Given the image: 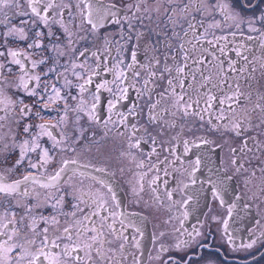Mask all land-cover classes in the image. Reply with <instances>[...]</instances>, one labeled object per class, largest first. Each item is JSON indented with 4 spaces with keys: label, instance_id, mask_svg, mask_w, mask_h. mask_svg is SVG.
Returning a JSON list of instances; mask_svg holds the SVG:
<instances>
[{
    "label": "flooded vegetation",
    "instance_id": "flooded-vegetation-1",
    "mask_svg": "<svg viewBox=\"0 0 264 264\" xmlns=\"http://www.w3.org/2000/svg\"><path fill=\"white\" fill-rule=\"evenodd\" d=\"M61 2L68 3L69 0H56L58 4ZM76 2L77 0H71L73 4L72 15L75 20L71 21V17L67 15L64 17L65 23L70 31L74 33L73 40L75 41L76 52H73L69 47L68 40L62 29H60L59 24L50 25L53 32L61 37L59 41L55 39V36L49 37L47 35L48 28L39 22L38 18L31 16L27 0H19L21 4L19 8L14 7L0 11V51L5 53V56L0 57V63L5 66L4 69H0V91L7 92V97L16 104L15 109L11 104L8 105L7 114L0 112V115L6 116L5 120L0 121V177H3V182L12 184L15 181L23 180V177L28 173H32L39 178L50 177L55 174V171L60 167V162L64 159H77L79 165H88L87 168H80L75 176L69 173L70 178L67 183L71 184L75 189L84 192L96 191L100 186L95 183L93 177L99 178L102 176L112 185L120 204V207L114 210L127 213V216L137 223L142 230V235L131 228L124 233L129 236V241L125 243V251L123 253L119 251V244L123 243V241L109 237L113 243L107 247L115 250V257L122 260V264H137V261L139 264H161V260L157 259L158 255L166 259L168 255L179 257L185 254L188 256L187 264H208L210 260L212 264H241L236 262V260L247 259L264 250V192L260 190L261 186L264 185V174L257 170L255 175H252L251 168L243 174H234L230 165L232 158L230 148L235 147L234 141L240 145L243 138L235 137L233 133H224L221 127L222 120L216 119V114L220 110L218 101L214 102L210 115L204 114V121H200L198 117L193 116L185 118L179 113L175 117L165 115L163 117L164 120L168 121L169 124L175 121L178 126L165 128L164 135L157 136V142L158 144L163 143V147H174L175 154L164 151L163 148H157L159 155L150 156L149 153L153 147L151 142L149 141L148 144L142 142L139 149H130L127 140V134L130 130L122 126L121 131L125 133L124 136H117L115 130H113L105 137L103 121L109 116L107 107L108 100L111 99L112 94L102 89L99 93L100 104L97 110L100 123L89 122L86 115L83 113L79 114L81 116L79 126L85 128L86 131L84 133L85 138L79 144L71 145L77 150L76 152H61L59 148L53 149L52 141L45 135L39 140L41 149H49V155L54 157L52 162L46 166V170L44 167H40L39 170L29 168L27 161L18 169L12 168L20 151L18 147L14 148V145L23 139H30V136L22 133V127H17L16 121L21 120V124L31 123L33 125L31 133L35 135L40 131L37 127L38 125L57 124L60 117L64 115V102L60 101L45 107L43 102L36 103L39 99L38 96L28 97L22 90L18 89L19 78L23 73L19 65L11 62L12 58L8 56L10 50L24 54L19 59L24 63L28 76H40L39 86H37L36 81H30V88L34 87L39 94L45 95V86H47L48 92H51L52 86L55 85L61 90L62 96H67V102L70 106H76L79 100L83 98L86 107L90 108L93 103V93L96 91V84L105 80H113V74L105 69L111 67L115 61L120 59V56L117 54V46L113 44L109 47L105 44L104 38L119 40L120 26L108 20L103 27L92 33L90 25L83 23L79 10L74 7ZM223 2H227V0H223ZM100 3L103 5L115 4L121 14L123 23V16L131 17L135 11V5L140 3V0H100ZM129 5L133 6L131 10ZM147 6L153 9L157 7L154 0H147ZM143 7L144 5L142 4L141 12L137 14L138 16L144 15ZM164 7H167L166 3ZM237 11L243 17L242 21L240 19H225V16L221 15L219 10L214 15L207 17H200L197 14L198 19H204L205 27L209 23L214 22H218L220 25L218 28L209 29V39L214 34L216 37H226V40H220L215 47L204 44V47L208 48L209 51L196 52L194 55H203L206 75L210 71L208 61H213V57H216L217 61L223 62L226 70V76L223 79L231 84L233 88L238 83L240 91L244 94L241 100V108L243 110L239 108L236 114L244 119V122H246L245 127H247L248 120L256 123L260 117L259 109H256L255 113H253L250 106L253 105L254 107L257 103L264 104V100L259 99L260 95L264 94V47H262L264 45V22L260 20L261 14H264V0H251L249 3L248 0H238ZM19 12H25L28 15H17ZM58 12L59 9H54L50 14L56 20H59ZM5 13L9 18L8 22H4ZM151 15L153 16V21L145 19L143 25L155 27L156 20L159 19L161 27H163V8H161L159 17L155 11ZM229 15H232V13L230 12ZM22 21L28 22L22 23ZM32 21H36L35 26ZM249 21H253L251 27L256 29L255 31L249 29ZM79 25H82V28H79ZM11 27L23 28L27 39L21 40L18 36H8L5 39L8 29ZM136 27H141L138 21L136 22ZM124 28L125 30L127 29V24H124ZM37 31L44 33L43 37H36L35 33ZM203 31V28H199L197 34L199 35ZM85 35L89 37L87 41L77 39L78 36ZM38 39L42 44L41 48L28 47L29 44ZM140 43L138 58L141 62H144V41ZM54 45L59 47L54 50ZM222 46L225 47L223 53L219 51ZM85 47L88 50L86 56L77 59L79 51H83ZM128 48L130 50L131 45H128ZM237 51L241 53L240 56H237ZM60 52L64 54L60 55ZM92 52H97L100 57L99 61H97L96 57L91 56ZM209 52L213 55H209ZM243 57H247V59ZM123 58L125 63L130 62L129 53H123ZM40 61H43V63H40ZM229 61L234 63L236 71L228 70ZM33 62L37 63V67L34 69L32 68ZM74 62L77 64L85 63L88 69L84 73L85 78L94 70L100 73L93 76V83L88 85V91L83 94L75 87V85L84 83V79L78 80L73 75L71 65ZM98 64L99 68H97ZM51 67H55L56 71L49 72ZM9 68L12 69L11 72L8 71ZM240 69H243V71H240ZM75 71L82 72L83 70L77 67ZM144 74L142 72V76ZM28 76H25V79H28ZM65 78L72 82V87L66 86ZM218 79V77L213 76V80ZM200 82L201 78L199 75H197L195 81L191 79L184 81L185 87L188 88L189 92H192L194 88H199ZM128 83L130 81H125V85ZM189 85H191V88H189ZM110 86L115 88V85ZM137 87H139V84H137ZM209 88H211V84H206L204 88H200V92H206ZM179 90L178 88L177 91ZM228 91L231 92V89ZM216 95L219 97L222 93L216 92ZM249 95L251 96L250 101L248 99ZM72 96H76L77 99L73 100ZM21 99L29 106L35 105L28 121L22 120L18 110L21 106L19 105V100ZM133 102L142 105L144 103L142 100H137L135 89L129 88L128 99L120 101L117 104V108L120 112L127 113ZM2 107L4 106L0 105V108ZM201 107H204V105H201ZM225 108H227V105H225ZM245 109H247L246 113ZM146 111L145 107L144 112L138 118L139 125L145 124ZM36 112H39L40 115L36 116ZM248 114L253 119L247 118L246 115ZM76 115L77 113L69 111L68 125L66 127L60 125L58 128L53 129V134L57 138L60 137L61 131H64L70 137L74 135L73 129L78 127L74 124ZM113 118L118 119V117ZM208 120H212L214 125L220 127V131H210ZM136 122L132 117H129L130 124ZM200 124H203V127L196 131L194 125ZM108 127H112V125ZM189 128L193 129L195 135L189 131ZM177 135L179 136L178 140L172 139V137ZM246 135L252 136L255 135V132H249ZM201 136L211 141V143L203 144L197 141L199 146L192 147L188 154L185 155L183 141L185 139L191 141ZM260 139H264V136H261ZM93 140L97 141L98 144L92 143ZM249 143L251 144V141ZM5 145H7V148H5ZM41 149H37L35 153L28 154L32 162H37ZM251 155L249 153V156ZM5 156L10 157L7 162H5ZM198 156L202 157V162L199 168L193 172L192 165ZM240 158L243 160V155ZM216 159L226 174L234 177V183L236 184L233 195L223 197L221 196L223 193H219L222 199H218L213 195L215 189L208 185L202 170L203 166H207ZM261 159L264 160V155H261ZM160 161H164V163H160ZM169 161L173 163H169ZM141 162L144 163L145 167H138ZM255 163H258V161ZM153 164H156L160 169L158 172L151 167ZM96 168H103L105 171L103 173L97 172ZM165 171H167V175H165ZM81 172L83 175L80 174ZM145 173L146 175H144ZM189 173L193 174L190 175ZM142 175H144L143 180H141ZM157 176L159 179H157L155 184H152L153 177ZM141 183L143 184V191H140ZM134 189L138 195L134 193ZM153 189L156 190L153 191ZM23 190L24 186L22 185L21 190L11 197L0 194V217H3L6 214V210L10 209L17 214L16 220L20 221L21 216L24 214L23 205L25 203H36V201L24 197L21 194ZM27 190L32 193H40V202L42 204L46 194H55L54 189H43L38 184H29ZM117 190L121 192L122 200H120ZM169 192L172 193L171 199L167 195ZM157 196H159V199H156ZM108 198L110 199V197ZM234 198H239L241 201H233ZM190 200L191 205L189 204ZM213 201H215V206L210 209ZM232 205L236 206L233 211L238 208L237 226L235 229L229 230L227 225H225V221L228 220L230 214L228 209ZM215 207L219 208L221 212L215 211ZM65 210L67 211L68 209L66 208ZM199 211L200 215L195 217ZM33 212L36 215L40 213L49 215L52 210L49 207H41L39 209L34 208ZM185 213H187L186 217ZM210 214L212 219L219 220L220 223L218 224L215 220L209 219ZM8 219H12V217L9 215ZM30 219V217H25L23 222L19 224L21 230L20 239H24L26 235L30 236V233L24 227L25 224L30 222ZM60 220V227L66 226L64 223L65 218L60 217ZM251 220L253 221L248 222ZM117 227H119L118 224ZM225 227L227 228L226 231ZM161 232L165 235L161 236ZM195 232H199L201 235L195 236ZM185 240L188 241L187 248L182 246L180 252H176L172 248L177 242ZM252 240H256L257 243L251 249L243 247V245L250 243ZM135 241H139V247L136 246ZM161 244L168 247L170 251L161 253ZM109 254L111 255L112 253ZM238 256L247 257L239 258ZM248 264H264V251L260 257Z\"/></svg>",
    "mask_w": 264,
    "mask_h": 264
},
{
    "label": "snow or ice",
    "instance_id": "snow-or-ice-1",
    "mask_svg": "<svg viewBox=\"0 0 264 264\" xmlns=\"http://www.w3.org/2000/svg\"><path fill=\"white\" fill-rule=\"evenodd\" d=\"M27 3L28 8L31 10V16L38 18L39 22L48 28V36H55L57 41L61 39L60 36L53 32L50 26L51 24H59L60 29H62L68 40L69 47L73 52H76L75 41L73 40L74 33L70 31L64 20L66 15L71 17V21L75 20L72 15L73 4L71 0L68 3L61 2L59 4L56 3V0H27ZM154 3L157 5L155 9L147 6V0H140V3L135 5V11L131 17L123 16V23L121 14L115 4L103 5L100 0H77L75 3L74 7L79 10L83 23L90 25L92 33L103 27L108 20L120 26L119 40L104 38L105 44L109 47L113 44L117 46V54L120 56V59L115 61L111 67L105 69L113 74V80H105L96 84V91L93 93V103L90 108L86 107L83 98L79 100L76 106H70L67 102V96H62L61 90L55 85L52 86L51 92H48L47 86H45L44 93L46 98L45 95L39 94L36 88H30V81H36L37 86H39L40 76H28L24 63L19 59V57L24 55L23 53L11 50L8 52V56L12 58L11 62L19 65L23 73L19 78L18 89L22 90L28 97L38 96L39 99L36 103L43 102L45 107L60 101L64 102V115L60 117L57 124H40L37 126L40 131L35 135L31 133L33 127L31 123L21 124V120L16 121L17 127H22V133L30 136V139H23L14 145V148L18 147L20 151L18 158L12 165L13 169H18L27 161L29 168L39 170L40 167H44L46 170V166L52 162L54 157L49 155V149H41L39 140L45 135L52 141L53 149L59 148L61 152H76L77 150L71 145L79 144L85 138L84 133L86 131L85 128L79 126L81 119L79 114L83 113L86 115L89 122L100 123L97 110L100 104L99 93L103 89L112 94L111 99L108 100L107 107L109 116L103 121L105 137L113 130H115L117 136H124L125 133L121 131L122 126L130 130L127 134L128 147L130 149H139L142 142L144 144L151 142L153 147L149 153L150 156L159 155L157 148H163L164 151L175 154L174 147H163V143L158 144L157 142V136H163L165 128L178 126L175 121L169 124L168 121L164 120L163 117L165 115L175 117L179 113L185 118L193 116L198 117L200 121H204V114L210 115L214 102L218 101L220 110L216 114V119H227L228 121L221 126L224 133H233L235 137L243 138L239 150L235 147L230 148L232 153L230 165L234 174H243L248 172L250 168L252 175H255L257 170L264 174V160L261 159V155H264V139H260L261 136H264V104L257 103L252 109L253 113H255L256 109H259V121L254 123L252 120H248L247 127H245L244 119L236 114L237 110L242 107L241 100L244 96L240 91L239 84L237 83L235 88H233L231 84L223 79L226 76V70L223 62L217 61L216 57H213V61H208L210 71L206 75L203 55H194L196 52L209 51L208 48L204 47V44L215 47L220 40H226V37H216L214 34L209 39V29L218 28L220 25L218 22H214L209 23L205 27L204 19H198L197 14L200 17H207L214 15L219 10L220 14L225 16V19H240L242 21L243 17L237 11L238 0H227V2H223V0H154ZM165 3L167 7H164ZM142 4L144 5V15L138 16L137 14L141 12ZM14 7H21L19 0H0V11ZM132 7V5H129L130 10ZM161 8H163V27H161L159 19L156 20L155 27L144 26L143 21L145 19L153 21V16L151 15L153 11L158 17L161 15ZM54 9H59V20H56L50 14ZM230 12L232 15H229ZM17 15L26 16L28 13L19 12ZM260 20L264 22V14H261ZM8 21L9 18L5 13L4 22ZM137 21L141 27H136ZM27 22L22 21V23ZM32 23L35 26L36 21H32ZM252 23L253 21H249V29L255 31L256 29L251 27ZM124 24H127L126 30ZM78 27L82 28V25ZM199 28H203L204 31L198 35ZM35 35L36 37H43L44 33L37 31ZM8 36H18L21 40L27 39L25 30L17 27L9 28L5 39ZM77 39L87 41L89 37L87 35L78 36ZM141 41H144V62H141L138 58V49L141 47ZM128 45H131L130 50ZM28 47L41 48L42 44L38 39L29 44ZM53 47L55 50L59 46L54 45ZM241 47L243 46L241 45ZM87 51V47L83 51H79L77 59L85 57ZM219 51L223 53L225 47H220ZM126 52L130 54L129 63H125L123 58V53ZM59 54L63 55L64 53L60 52ZM209 55L213 54L209 52ZM240 55L241 53L237 51V56ZM3 56H5V53L0 51V57ZM91 56L96 57L97 61L100 60L97 52H92ZM243 58L247 59V57ZM40 63H43V61H40ZM4 67V64L0 63V69H4ZM36 67L37 63L33 62L32 68ZM71 67L73 75L78 80L84 79V83L75 85L81 94L88 91V85L93 83V76L100 74L99 71L94 70L85 78L84 73L88 69L84 62L80 64L74 62ZM77 67L83 71L76 72L75 69ZM97 68H99V64ZM228 70L236 71L232 61L228 63ZM8 71L11 72L12 69L9 68ZM55 71V67L49 68V72ZM240 71H243V69H240ZM142 72L145 73L143 76ZM197 75L201 78L199 88H194L192 92H189L188 88L185 87L184 81L187 79L195 81ZM25 76H28V79H25ZM213 76L219 79L213 80ZM125 81H130V83L125 85ZM65 84L68 87L73 86L72 82L67 78H65ZM137 84H139V87H137ZM206 84H211V88L206 92H200V88H204ZM110 85H115V88ZM129 88L135 89L137 100H142L144 103L142 105L133 102L127 113L120 112L117 104L122 100L128 99ZM178 88L180 89L179 91H177ZM189 88H191V85H189ZM229 89H231V92L228 91ZM216 92L222 93V95L218 97ZM72 99L76 100L77 97L72 96ZM248 99L249 101L251 100L250 95ZM259 99L264 100V94H261ZM9 104L15 109V102L0 91V105L4 106L0 108V112L7 114ZM19 105H21L18 110L22 120L28 121L35 105L29 106L23 99L19 100ZM201 105H204V107H201ZM225 105H227V108H225ZM145 107L147 109V118L144 125H139L138 118L144 112ZM69 111L77 113L74 118V124L78 127L73 129L74 135L71 137L61 131L60 137L57 138L52 130L60 125L65 127L68 125ZM228 112H231L232 115L227 116ZM245 112H247V109H245ZM35 115L39 116L40 113L36 112ZM113 117H118V119ZM129 117H132L137 122L130 124ZM5 118V115H0V121L5 120ZM207 123L210 126V131H220V127L214 125L212 120H208ZM109 125H112V127H108ZM194 127L198 131L203 127V124L194 125ZM157 129L159 130L157 131ZM189 131L195 135L192 128H189ZM249 132H255V135H246ZM172 139L178 140L179 136H174ZM197 141L203 144L211 143V141L202 136L196 137V139L191 141L185 139L183 141L185 155L188 154L192 147L199 146ZM250 141L251 144L249 143ZM92 143L98 144L95 140ZM5 148H7V145H5ZM37 149H41V154L38 155L37 162H32L28 154L37 152ZM249 153L252 155L249 156ZM241 155L244 157L243 160L240 158ZM9 159V156H5V162ZM257 161L258 163H255ZM201 162L202 157L198 156L192 165L193 172L199 168ZM160 163H164V161H160ZM169 163L173 162L169 161ZM87 167L88 165H79L77 159L69 158L62 160L55 174L47 178H39L32 173H28L23 177V180L7 184L3 182V177H0V194L11 197L19 192L23 185L24 190L21 194L32 201H36V203H25L23 205L24 214L21 216L20 221L16 220L17 214L10 209L6 210V214L3 217H0V264H122V260L115 257V250L107 247L113 243L109 237L123 241V243L119 244V251L123 253L125 251V243L129 241V236L124 233L131 228L142 235V230L125 213L114 210L119 208L120 204L112 185L102 176L99 178L93 177L95 183L100 186L96 191L84 192L75 189L71 184L67 183L70 178L69 173L75 176L80 168ZM138 167L143 168L145 165L141 162ZM151 167L157 172L160 170L156 164L151 165ZM95 170L101 173L105 171L103 168H96ZM80 174L83 175L82 172ZM189 174L192 175L193 173ZM144 175L141 176V180H143ZM165 175H167V171H165ZM157 179H159L158 176L153 177L151 183L155 184ZM227 179H231V177H227ZM29 184H38L43 189H54L55 194H46L42 204L40 202V193H32L27 190ZM214 188L213 195L218 199H222L219 193L225 190L224 179L218 177ZM155 190L153 189V191ZM260 190L264 192V185L261 186ZM133 191L138 195L135 189ZM140 191H143L142 183L140 184ZM167 195L171 199L172 193L169 192ZM156 199H159V196ZM41 207H49L52 212L49 215L43 213L34 214L33 209ZM235 207V205H232L228 209L229 213ZM66 208L68 209L67 211L65 210ZM9 215L12 219H8ZM186 216L187 213H185ZM25 217L31 218L30 222L24 225L30 236L26 235L24 239H20L21 230L19 224L23 222ZM60 217L65 218L64 223L66 226L62 228L60 227ZM117 224L119 227H117ZM225 225H227V221H225ZM226 230L227 228L225 227ZM160 235L164 236L165 234L161 232ZM200 235L201 233L195 232V236ZM135 243L139 247V241H135ZM256 243V240H252L250 243L243 245V247L251 249ZM182 246L187 248L188 241L177 242L172 248L176 252H180ZM169 251L170 249L165 247L164 244L160 245L161 253H168ZM109 253L112 254L110 255ZM157 259L161 260V264H187L188 262L187 254L179 257L168 255L166 259L158 255ZM137 264H139L138 261ZM208 264H212V261L210 260Z\"/></svg>",
    "mask_w": 264,
    "mask_h": 264
},
{
    "label": "rangeland",
    "instance_id": "rangeland-1",
    "mask_svg": "<svg viewBox=\"0 0 264 264\" xmlns=\"http://www.w3.org/2000/svg\"><path fill=\"white\" fill-rule=\"evenodd\" d=\"M251 0H248V3L250 2ZM3 93H4V95L5 96H8V93L7 92H5V91H3ZM250 107H252V108H250V109H253L254 107H253V105H251ZM242 109V108H241ZM249 109V110H250ZM243 110V109H242ZM237 113H238V111H237ZM246 113V112H245ZM227 116H231L232 115V113L231 112H229L228 114H226ZM246 117L247 118H250L251 116L248 114V115H246ZM228 121H227V119H225V120H222V122H221V126L223 125V124H225V123H227ZM13 124H14V122H13ZM244 124H246V122H244ZM236 141H234V144H235V147H237V149H238V146H240V145H238V143H235ZM215 201H213L212 202V205H211V207H210V209H213V207L215 206V203H214ZM215 211H217V212H221V210L219 209V208H217V207H215ZM209 219H212V216H211V214H210V216H209ZM212 220H215L218 224L220 223V221L219 220H216V219H212ZM239 258H246V257H242V256H238Z\"/></svg>",
    "mask_w": 264,
    "mask_h": 264
},
{
    "label": "water",
    "instance_id": "water-1",
    "mask_svg": "<svg viewBox=\"0 0 264 264\" xmlns=\"http://www.w3.org/2000/svg\"><path fill=\"white\" fill-rule=\"evenodd\" d=\"M207 167H206L207 170L204 171L203 173L207 172V173H210V174H214L215 175V174H218L220 172L219 169H218V166L215 163H210V164H208ZM215 176L217 177V175H215ZM213 185H215V182H213ZM221 192L223 193V194H221V196H223V197H225V196L228 195V194H226V190H222ZM117 194L119 195V198L122 200V194H121V192L117 190ZM233 221H235V220L233 219Z\"/></svg>",
    "mask_w": 264,
    "mask_h": 264
}]
</instances>
